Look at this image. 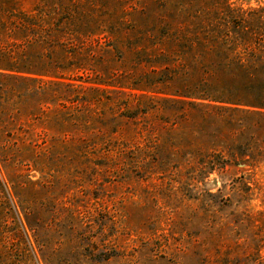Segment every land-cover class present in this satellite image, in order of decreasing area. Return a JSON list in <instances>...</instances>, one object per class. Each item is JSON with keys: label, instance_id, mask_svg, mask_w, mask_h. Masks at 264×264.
Listing matches in <instances>:
<instances>
[{"label": "rangeland", "instance_id": "1", "mask_svg": "<svg viewBox=\"0 0 264 264\" xmlns=\"http://www.w3.org/2000/svg\"><path fill=\"white\" fill-rule=\"evenodd\" d=\"M0 264H264V0H0Z\"/></svg>", "mask_w": 264, "mask_h": 264}, {"label": "trees", "instance_id": "2", "mask_svg": "<svg viewBox=\"0 0 264 264\" xmlns=\"http://www.w3.org/2000/svg\"><path fill=\"white\" fill-rule=\"evenodd\" d=\"M229 41L226 39H221V40H217L215 42V45L220 46L221 50H224L225 48H227ZM224 52V51H223ZM31 75L30 73L26 74V76H21L19 77L20 80L22 81H31L32 79L30 78ZM224 81L227 85L231 84V82H229L228 84V80H226L224 78ZM226 86V85H224ZM227 87V86H226ZM236 105H238L237 103H234L233 106L235 107ZM223 109V108H222ZM236 109V108H234ZM232 108H225L226 111H231L234 112L235 110ZM200 165L202 166V169L199 171V173H203L205 172L207 169L208 170H215V169H224L227 161L224 159V157L221 154H212L210 156H207V158H203L200 160Z\"/></svg>", "mask_w": 264, "mask_h": 264}]
</instances>
